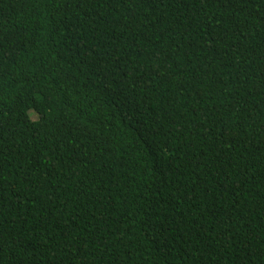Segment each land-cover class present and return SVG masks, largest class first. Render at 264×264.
Listing matches in <instances>:
<instances>
[{"label": "trees", "instance_id": "1", "mask_svg": "<svg viewBox=\"0 0 264 264\" xmlns=\"http://www.w3.org/2000/svg\"><path fill=\"white\" fill-rule=\"evenodd\" d=\"M0 264H264V0H0Z\"/></svg>", "mask_w": 264, "mask_h": 264}]
</instances>
